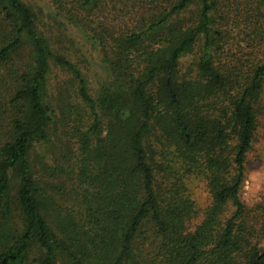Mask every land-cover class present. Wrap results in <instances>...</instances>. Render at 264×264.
I'll list each match as a JSON object with an SVG mask.
<instances>
[{"label": "trees", "instance_id": "1", "mask_svg": "<svg viewBox=\"0 0 264 264\" xmlns=\"http://www.w3.org/2000/svg\"><path fill=\"white\" fill-rule=\"evenodd\" d=\"M49 1L107 78L91 94L37 11L0 0V63L20 51L0 82V264H264V202L240 195L264 114V0ZM54 64L76 87L55 104ZM52 136L66 207L59 166L40 159L51 193L34 174L31 150Z\"/></svg>", "mask_w": 264, "mask_h": 264}, {"label": "rangeland", "instance_id": "2", "mask_svg": "<svg viewBox=\"0 0 264 264\" xmlns=\"http://www.w3.org/2000/svg\"><path fill=\"white\" fill-rule=\"evenodd\" d=\"M26 3L30 4L36 11L39 20L42 23H46V29H51L53 36L59 37L62 41L61 51L64 53H69L70 59L74 61L77 66L81 69L86 77L88 83V89L91 94H95L99 89L100 85L107 78V70L105 69L103 63L100 59V53L98 47L89 40L86 33L81 29L74 27L67 20L63 19L61 15H58L55 8L52 6L49 0H24ZM74 44V47L71 46ZM17 70L20 72V51L17 55L11 58L5 64L0 63V82L1 77L5 79L4 84L6 87L13 84V79L10 77L9 72ZM12 73V72H11ZM72 76L65 69L52 65L49 72L48 81V93L50 94V100L53 104L56 103V87L58 85L63 86L65 94H71L75 92V84H71ZM78 101L76 105L83 108L80 99L76 98ZM81 111V110H80ZM53 143L43 144L36 143L31 150V157L33 159L34 174L41 179V185L44 187V191L50 192L49 182L43 179L42 168L40 165V159L44 164L49 166H59L57 172L58 175V185L59 193L57 196V201L62 207L68 206L73 202L72 199V185L68 180L69 163L62 156L65 152L55 145L56 138L52 136ZM62 156V158H61ZM62 169V171H61ZM68 171V172H67ZM17 186V179L13 180L11 187V195L14 196L15 189ZM194 188L191 190V197L198 203V205H203L206 202V195L202 184L195 182ZM62 194V196H60ZM241 199L246 205H252L257 200H263L264 202V114L261 115L258 130L253 141L252 149L247 156L246 169H245V179L243 186L240 191ZM71 207V205L69 206Z\"/></svg>", "mask_w": 264, "mask_h": 264}]
</instances>
